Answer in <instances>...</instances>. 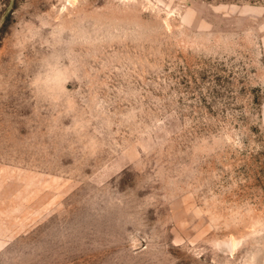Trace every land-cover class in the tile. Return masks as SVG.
I'll list each match as a JSON object with an SVG mask.
<instances>
[{
	"label": "rangeland",
	"instance_id": "1",
	"mask_svg": "<svg viewBox=\"0 0 264 264\" xmlns=\"http://www.w3.org/2000/svg\"><path fill=\"white\" fill-rule=\"evenodd\" d=\"M0 264H264V0H0Z\"/></svg>",
	"mask_w": 264,
	"mask_h": 264
}]
</instances>
